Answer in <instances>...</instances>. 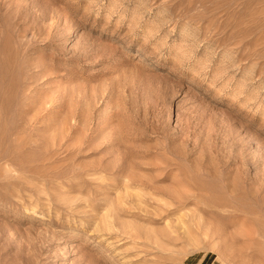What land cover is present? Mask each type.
Masks as SVG:
<instances>
[{
	"label": "rangeland",
	"instance_id": "rangeland-1",
	"mask_svg": "<svg viewBox=\"0 0 264 264\" xmlns=\"http://www.w3.org/2000/svg\"><path fill=\"white\" fill-rule=\"evenodd\" d=\"M0 264H264V0H0Z\"/></svg>",
	"mask_w": 264,
	"mask_h": 264
}]
</instances>
